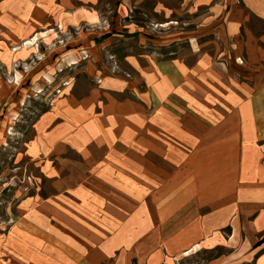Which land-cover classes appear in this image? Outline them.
I'll return each mask as SVG.
<instances>
[{
    "label": "rangeland",
    "instance_id": "374dc122",
    "mask_svg": "<svg viewBox=\"0 0 264 264\" xmlns=\"http://www.w3.org/2000/svg\"><path fill=\"white\" fill-rule=\"evenodd\" d=\"M12 5L13 12L0 2V264H261L264 241L258 254L247 256L251 247L241 227L220 218V207L230 212L236 204L221 201L226 182L219 171L229 174L230 164L219 168L214 157L204 174L195 171L205 169L203 160L178 157V151L188 155L181 146L165 147L169 157L150 169L161 178L159 208L149 209L146 219L133 208L135 200L130 210H92L102 197L119 203L123 196L76 184L81 157L106 153L102 140H112L121 153L114 136L123 134L119 124L136 127L129 147L139 176L140 111L150 123L197 133L211 127L205 138L212 140L235 128V96L245 100L264 88V0ZM40 32L46 36L27 42ZM101 129L107 134L99 143L81 146L83 131ZM60 132L72 137L60 140ZM197 133L193 140L192 131L181 129L176 137L203 147ZM131 181L138 198L140 179ZM193 232L206 241L192 243ZM257 238L264 239L263 230ZM30 246H41V253Z\"/></svg>",
    "mask_w": 264,
    "mask_h": 264
},
{
    "label": "crops",
    "instance_id": "0c3cea01",
    "mask_svg": "<svg viewBox=\"0 0 264 264\" xmlns=\"http://www.w3.org/2000/svg\"><path fill=\"white\" fill-rule=\"evenodd\" d=\"M16 1L17 0H0L2 4L6 3L8 5L11 12L14 10L12 3ZM260 15L264 16L262 13H260ZM11 40L14 41V39ZM235 98V128L226 130L218 139L212 140L211 138H205L208 137V132L211 127L206 126L202 130L198 128V133L197 129H194V127H186V129L192 131L191 139H196V133L204 138L202 139V145L200 144L203 147L199 148H196V142L192 143L193 148H190L189 143L179 142L176 136L181 129L185 132V125L177 127V125L169 122V126H171L169 127L168 124L160 122L150 123L148 116H145V114L140 111V118L143 119L140 121L138 129L135 130L139 131V154L134 151V156H136L134 159L139 162V176L132 170L133 157H131L132 151L129 147L132 130L136 127H126V124L115 126L123 133L114 134L115 139L120 138L119 141H116L117 148L122 149L119 154L115 152L114 148H116V145L113 144L112 140H102L100 142V139L107 134V131L103 129H101L103 132L83 131L87 138L83 140V145L81 146L86 147L89 145V141L93 142L94 140L96 143L100 142V145L105 148L106 153L99 157H81L82 170L81 173L79 172L78 174V179L80 178L81 181L76 185L78 187H85L86 189L91 188L93 194L97 193V191L101 192L102 188L109 187L123 196L119 203H114L118 201H109L108 198L102 197L98 201L93 202L90 209L95 211L103 210L105 212L110 210L125 211L132 208L131 202L135 200L136 204L133 208L141 211V216L146 219L149 209L159 208V205H157V192L158 188L162 186L160 176H152L150 169L153 170L154 163L157 168L158 162L162 161L161 157H169V155H165V147H167L166 149L171 148V150H174V147L180 148L181 146L183 150L188 151V155L181 156L178 151V157H189V160L194 161L203 160L204 164L207 166V168L205 166V169H195V171H203L204 174L211 172L213 169L212 157H214L215 166L218 163L219 168H228L230 164L229 174H227L224 169L219 171L220 177L225 178L222 182H226V185L223 184L221 186L223 188L226 187L221 190V194L224 195L221 201L234 202L236 208L228 212L227 209L220 207L218 212L221 215L220 218L222 221L232 226L237 224L241 227L243 238L245 242H247V245L251 247V249L246 250L247 256L258 254L260 248L263 246V240L262 238L258 240L257 235L262 232V230L255 231L250 224V222L253 221L248 220V218L251 215H258L264 208V88L256 90L252 97L245 100L237 96H235ZM101 117L106 120L105 115ZM101 125L106 127L107 123ZM168 129H170V131H167ZM62 132L57 135L60 140L66 137H72V135H68L70 133L66 132L67 134H63L62 138ZM176 138L178 141H176ZM187 138L189 139L190 136ZM211 146L212 148L210 149ZM213 147L215 148L213 149ZM119 166L122 167V172H120L121 169ZM198 175L201 174L198 172ZM132 176L140 179V182H138L140 187V195L138 198L132 196L133 187L137 186V181L132 184ZM154 189H156L155 194H153ZM116 198L118 197L116 196ZM85 200L87 201L89 198H85ZM229 215H231L230 221L228 220ZM124 216L126 215L124 214ZM123 218V215H121L122 220ZM87 223L89 222L87 218L84 217L83 224L85 225ZM207 228H209L208 223H205L203 231L206 236L208 235ZM193 235L194 232L190 234L192 243L206 241V239H201ZM126 241L129 242L130 238ZM259 242H261V244H259ZM40 247L41 246H30L29 249H32L30 251H38L41 253ZM255 247H258V249H255ZM263 248L264 247H262V249ZM45 252H48V249L45 248ZM28 256L34 255L29 253ZM31 260L30 258V261ZM260 262L264 264V253L261 254ZM60 263H62V261H60Z\"/></svg>",
    "mask_w": 264,
    "mask_h": 264
},
{
    "label": "bare ground",
    "instance_id": "6f19581e",
    "mask_svg": "<svg viewBox=\"0 0 264 264\" xmlns=\"http://www.w3.org/2000/svg\"><path fill=\"white\" fill-rule=\"evenodd\" d=\"M82 34V33H81ZM46 36V33L44 32H40L39 34L34 35L31 39H29L27 42L30 44H33L36 42V40L40 37H44ZM11 134V133H9ZM250 224L252 225L253 229L255 231H261L264 230V208L260 211V213L257 215V217L255 218L254 222H250ZM193 252H196V250H191ZM189 252L184 251V252H180L178 253L177 256H175L174 258H170L171 261H177L180 260L182 257H185Z\"/></svg>",
    "mask_w": 264,
    "mask_h": 264
},
{
    "label": "trees",
    "instance_id": "16d2710c",
    "mask_svg": "<svg viewBox=\"0 0 264 264\" xmlns=\"http://www.w3.org/2000/svg\"><path fill=\"white\" fill-rule=\"evenodd\" d=\"M263 241H264V239H263Z\"/></svg>",
    "mask_w": 264,
    "mask_h": 264
}]
</instances>
